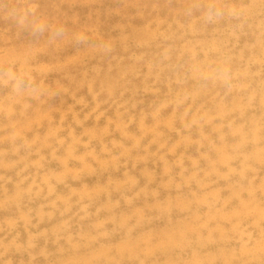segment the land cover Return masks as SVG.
Masks as SVG:
<instances>
[{"label":"rangeland","instance_id":"rangeland-1","mask_svg":"<svg viewBox=\"0 0 264 264\" xmlns=\"http://www.w3.org/2000/svg\"><path fill=\"white\" fill-rule=\"evenodd\" d=\"M0 264H264V0H0Z\"/></svg>","mask_w":264,"mask_h":264}]
</instances>
